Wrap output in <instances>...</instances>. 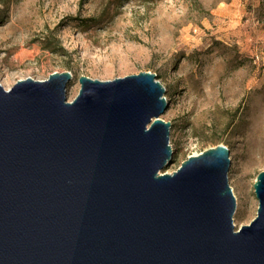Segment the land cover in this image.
Masks as SVG:
<instances>
[{
	"label": "water",
	"instance_id": "obj_1",
	"mask_svg": "<svg viewBox=\"0 0 264 264\" xmlns=\"http://www.w3.org/2000/svg\"><path fill=\"white\" fill-rule=\"evenodd\" d=\"M69 71L0 85V264H264V171L255 217L234 229L221 144L171 173L164 87L141 71Z\"/></svg>",
	"mask_w": 264,
	"mask_h": 264
},
{
	"label": "rangeland",
	"instance_id": "obj_2",
	"mask_svg": "<svg viewBox=\"0 0 264 264\" xmlns=\"http://www.w3.org/2000/svg\"><path fill=\"white\" fill-rule=\"evenodd\" d=\"M69 71L112 80L154 73L170 122L171 173L215 145L229 153L234 229L256 215L264 171V0H0V85Z\"/></svg>",
	"mask_w": 264,
	"mask_h": 264
},
{
	"label": "bare ground",
	"instance_id": "obj_3",
	"mask_svg": "<svg viewBox=\"0 0 264 264\" xmlns=\"http://www.w3.org/2000/svg\"><path fill=\"white\" fill-rule=\"evenodd\" d=\"M262 133H264V130H263V132ZM194 155V154H193Z\"/></svg>",
	"mask_w": 264,
	"mask_h": 264
}]
</instances>
